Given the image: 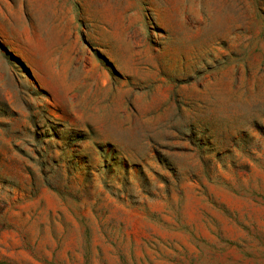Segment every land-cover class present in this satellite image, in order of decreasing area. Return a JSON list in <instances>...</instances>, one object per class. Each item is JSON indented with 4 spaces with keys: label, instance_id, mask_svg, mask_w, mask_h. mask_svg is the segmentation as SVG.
Wrapping results in <instances>:
<instances>
[{
    "label": "rangeland",
    "instance_id": "1",
    "mask_svg": "<svg viewBox=\"0 0 264 264\" xmlns=\"http://www.w3.org/2000/svg\"><path fill=\"white\" fill-rule=\"evenodd\" d=\"M0 264H264V0H0Z\"/></svg>",
    "mask_w": 264,
    "mask_h": 264
}]
</instances>
